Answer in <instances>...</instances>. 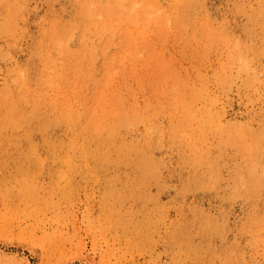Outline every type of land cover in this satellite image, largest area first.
Returning <instances> with one entry per match:
<instances>
[{
    "label": "rangeland",
    "instance_id": "1",
    "mask_svg": "<svg viewBox=\"0 0 264 264\" xmlns=\"http://www.w3.org/2000/svg\"><path fill=\"white\" fill-rule=\"evenodd\" d=\"M0 264H264V0H0Z\"/></svg>",
    "mask_w": 264,
    "mask_h": 264
}]
</instances>
